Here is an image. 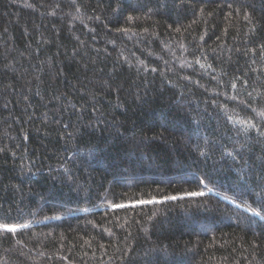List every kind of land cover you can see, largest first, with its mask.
<instances>
[{"label":"trees","instance_id":"16d2710c","mask_svg":"<svg viewBox=\"0 0 264 264\" xmlns=\"http://www.w3.org/2000/svg\"><path fill=\"white\" fill-rule=\"evenodd\" d=\"M0 264H264V0H0Z\"/></svg>","mask_w":264,"mask_h":264},{"label":"rangeland","instance_id":"374dc122","mask_svg":"<svg viewBox=\"0 0 264 264\" xmlns=\"http://www.w3.org/2000/svg\"><path fill=\"white\" fill-rule=\"evenodd\" d=\"M145 165H147L148 166V168L149 169H153V167L155 166V162H147V163H145ZM105 168H106V166H104ZM192 173V172H191ZM188 175H190V172L188 173ZM158 177H161V176H158ZM136 178H138V177H136ZM122 179H124V178H122V177H119V180L118 181H123ZM129 182V181H128ZM124 183V182H123ZM263 197V196H262ZM231 220V218L229 217V216H225V217H223L222 219H221V222L222 223H224V222H228V221H230Z\"/></svg>","mask_w":264,"mask_h":264}]
</instances>
